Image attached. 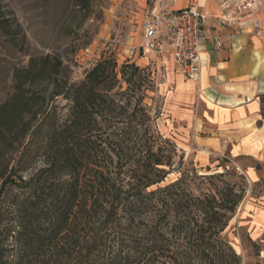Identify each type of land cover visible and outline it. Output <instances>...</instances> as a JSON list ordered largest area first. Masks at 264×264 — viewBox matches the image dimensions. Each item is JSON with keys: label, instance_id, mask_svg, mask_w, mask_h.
I'll return each mask as SVG.
<instances>
[{"label": "trees", "instance_id": "1", "mask_svg": "<svg viewBox=\"0 0 264 264\" xmlns=\"http://www.w3.org/2000/svg\"><path fill=\"white\" fill-rule=\"evenodd\" d=\"M2 1L0 37L17 48L26 35ZM145 71L108 56L74 82L52 53L12 69L13 91L0 103V221L14 185L23 191L14 264L241 263L223 233L242 196L165 183L176 145L155 129L146 94L131 93Z\"/></svg>", "mask_w": 264, "mask_h": 264}, {"label": "crops", "instance_id": "2", "mask_svg": "<svg viewBox=\"0 0 264 264\" xmlns=\"http://www.w3.org/2000/svg\"><path fill=\"white\" fill-rule=\"evenodd\" d=\"M147 2L142 1L146 8ZM192 3L206 15L199 83L185 79L171 53L140 50L145 10L131 62L163 73L164 117L159 130L164 137L185 153L192 151L205 168L213 167L215 159L227 158L241 170L253 189L242 211V225L254 242L264 245V0L155 4L177 11ZM226 10L234 13V20L222 25L219 18Z\"/></svg>", "mask_w": 264, "mask_h": 264}, {"label": "rangeland", "instance_id": "3", "mask_svg": "<svg viewBox=\"0 0 264 264\" xmlns=\"http://www.w3.org/2000/svg\"><path fill=\"white\" fill-rule=\"evenodd\" d=\"M88 1L87 5L80 0L2 1L7 16L22 26L26 42L22 46L19 41V46L13 48L6 38L0 37V103L13 91L12 69L26 65L33 54L52 53L67 60L74 82L83 80L87 71L104 57L113 56L120 65L127 60L131 62L133 48L136 52L138 49L137 28L142 22V10L145 20L152 9L148 11V8L160 7L156 0H148L147 8L142 5L143 0ZM142 68H146L145 75L149 76L138 80L131 93L136 99L146 94L145 102L156 117L155 129L160 132L159 124L164 117V76L151 66ZM55 105L60 116L67 114L66 99L58 97ZM176 152L165 183L182 178L183 185L198 195L206 192L219 199L229 194L230 200L242 196L223 235L239 255L240 264H264V245L254 242L242 225V211L253 189L241 170L227 158L215 159L213 167L205 168L192 151L185 153L176 145ZM36 167L24 173V177L28 178ZM22 193L11 185L3 195L0 251L5 264H14L18 252L14 235L18 230L17 209Z\"/></svg>", "mask_w": 264, "mask_h": 264}, {"label": "built area", "instance_id": "4", "mask_svg": "<svg viewBox=\"0 0 264 264\" xmlns=\"http://www.w3.org/2000/svg\"><path fill=\"white\" fill-rule=\"evenodd\" d=\"M205 18L206 15L196 3L177 11L154 7L143 23L140 50L146 53H171L185 79L197 84L201 80L202 48L207 38L202 28ZM219 20L222 25L228 24L234 20V13L226 10Z\"/></svg>", "mask_w": 264, "mask_h": 264}]
</instances>
